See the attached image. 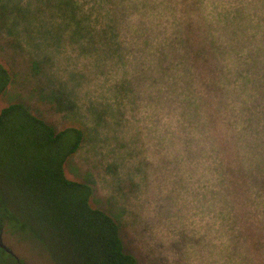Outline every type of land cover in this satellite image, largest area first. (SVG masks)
Here are the masks:
<instances>
[{
    "label": "rangeland",
    "instance_id": "374dc122",
    "mask_svg": "<svg viewBox=\"0 0 264 264\" xmlns=\"http://www.w3.org/2000/svg\"><path fill=\"white\" fill-rule=\"evenodd\" d=\"M118 2L0 0V62L13 76L0 110L23 102L57 130L86 131L67 176L93 187L139 264H234L225 156L246 143L264 172V103L211 67L242 44L208 29L193 0H150L135 16L109 13ZM3 239L27 263L51 264Z\"/></svg>",
    "mask_w": 264,
    "mask_h": 264
},
{
    "label": "trees",
    "instance_id": "16d2710c",
    "mask_svg": "<svg viewBox=\"0 0 264 264\" xmlns=\"http://www.w3.org/2000/svg\"><path fill=\"white\" fill-rule=\"evenodd\" d=\"M149 2L121 0L109 13L135 16ZM192 4L208 12V29L224 31L227 39L242 44L216 53L223 63L211 70L229 76L238 85L236 91L260 96L264 103V0H193ZM168 9L174 10V4ZM216 10L220 15H214ZM228 13L230 18H219ZM164 17L168 22L166 12ZM2 19L0 4V23ZM133 21L146 23L136 17ZM12 80L11 71L0 62V96ZM194 90L189 89L190 95ZM256 112L264 127V105ZM86 139L82 127L57 130L23 102L0 110V236L44 252L51 264H139L125 249L119 221L94 205L93 187L67 176V161ZM230 145L227 171L222 174L230 254L234 264H264V172L251 163L259 161L246 150L254 147L241 141ZM25 262L0 247V264Z\"/></svg>",
    "mask_w": 264,
    "mask_h": 264
},
{
    "label": "water",
    "instance_id": "95a60500",
    "mask_svg": "<svg viewBox=\"0 0 264 264\" xmlns=\"http://www.w3.org/2000/svg\"><path fill=\"white\" fill-rule=\"evenodd\" d=\"M0 247L6 251H8L9 253L13 254L18 260H20V257L14 252L13 249H11L5 242L3 239V236H0ZM24 264H29L27 262H25Z\"/></svg>",
    "mask_w": 264,
    "mask_h": 264
}]
</instances>
